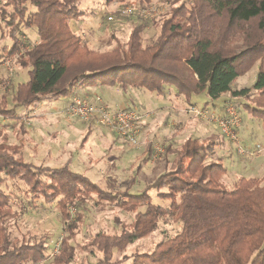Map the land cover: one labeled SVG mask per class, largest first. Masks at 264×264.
<instances>
[{
    "label": "trees",
    "instance_id": "trees-1",
    "mask_svg": "<svg viewBox=\"0 0 264 264\" xmlns=\"http://www.w3.org/2000/svg\"><path fill=\"white\" fill-rule=\"evenodd\" d=\"M81 1L0 0V61L18 56L19 65L29 69L28 82L19 84L13 95L16 106L29 108L44 99L70 97L78 85L101 84L124 92L145 89L158 96L172 89L188 104L202 94L212 100L230 94L247 99L248 113L264 121V0H190L174 6L157 24L160 33L153 43L144 44L150 22L139 17L127 43L115 37V48L104 53L90 49L70 27V19L84 14L78 11ZM29 32L36 41L23 45ZM4 39L13 42L10 49L1 46ZM256 62L255 84L235 91L233 85ZM3 103L0 116H14L15 109ZM4 132L0 129V264H75L82 252L97 264H264V180L242 178L229 189L223 182L225 166L213 159L215 142L188 138L177 148L169 145L164 157H176L175 169L134 196L104 190L70 165L52 169L26 162L23 145L6 146ZM7 178L25 185L32 201L61 198L65 220L70 219V207L79 210L76 222L67 223L68 235L55 255L44 240L12 239L7 220L15 217L13 198L2 188ZM151 190L171 201L170 207L154 205ZM93 198L101 208L103 202L111 203L134 219L130 224L116 219L120 233L101 231L81 248L73 240L84 218L81 209L85 211ZM167 219L181 225L178 234L150 253L113 261L117 252L151 235Z\"/></svg>",
    "mask_w": 264,
    "mask_h": 264
},
{
    "label": "rangeland",
    "instance_id": "rangeland-1",
    "mask_svg": "<svg viewBox=\"0 0 264 264\" xmlns=\"http://www.w3.org/2000/svg\"><path fill=\"white\" fill-rule=\"evenodd\" d=\"M132 2H136L143 9L150 7L158 8V12L154 14L153 18L146 19L150 22V26L143 33V42L145 45H148L156 41L159 36L160 27H157V24L160 25L171 10L175 9L174 6L178 7L182 3H190V0H149L148 3H142L141 0H82L78 6V11L84 14L79 18L70 19V27L75 34L83 39L90 49L100 53L115 48L117 43L114 39L115 37H118L123 45H125L129 39L133 25L138 22L142 14L139 15L138 13L135 17L116 15L113 21H108L107 17L108 11L115 10L118 6L123 7L125 4ZM119 25H122L120 29L117 28ZM100 26L103 27L104 35L98 34ZM99 38L102 40L100 41ZM29 40L32 43L36 41L32 32H29L23 38L22 44L24 45V42H28ZM97 42L103 44L99 45ZM12 44L13 42L9 39L1 41V46H6L9 49L12 47ZM258 64L256 62L246 75L237 80L236 84L233 85L234 90L251 88L255 84L259 73ZM28 72L29 69H24L19 65L18 56L10 60L8 58L0 61V105H3V101L6 100L8 110L15 109V115L11 118L0 116V129H4L5 131L4 135L6 138L4 140L6 146L19 147L23 145L22 154L26 162L34 164L37 167L52 169L60 168L64 165H70L71 167L73 164L66 163L70 154L67 153L60 156L61 149L68 145L67 150L71 151L73 156L79 155L78 158H80L78 163L79 169L72 166L75 172L82 174L84 173L82 171L89 167L90 169L87 171V174H84L104 190L112 193H125L128 191L131 195L140 196L147 191V186H151L161 175L175 169L174 161L176 157L170 155L167 157L168 159H165V148L169 145L172 148H177L188 138L197 137L202 140L215 141L217 144L213 159L217 160L219 158L225 166L227 173L223 176V182L229 189L233 188L238 184L239 179L244 177L246 180L250 178H261L264 180V121L259 118H253L248 113L245 106L251 103L247 99H234L230 94H227L222 99L212 100L208 95L202 94L195 96L192 99L194 100V105L189 104V107L187 106L188 104H185L184 100L179 101L174 99V104L184 106V109H180V111L171 110L173 113L170 117L163 120L164 114L162 112L165 113L167 108H164V111L157 112L150 105L139 107L140 105L136 103L141 102V96L137 95L134 91L124 95L123 93L126 92L116 88L112 95L113 99H108V105H104L101 102L99 107H107L111 112L120 110V107H128L132 110L151 114V117L143 125L141 124L140 135L136 142L134 143L122 138V136H118L115 132L99 124V121H96V123L94 121L86 122L81 121V119L79 120V118H74L79 129L75 132L73 131L72 136L67 135L66 131L62 132L66 119L73 120L66 113L69 102L66 107H63L65 102L57 103L58 106H61L59 107V112H62V116L64 117L60 115V118L56 119L42 115L41 113L43 112L36 109L38 103L31 104L29 108H24L16 106L13 102V95L18 85L28 82ZM93 94H91L92 96L90 94L75 96L88 98L93 102L95 100L93 99ZM50 100L56 101L52 98ZM42 101L44 102L43 105L50 104L48 100ZM214 105H217L216 108L213 107ZM227 107H233L241 119L240 125L234 127L231 130V134H225L220 129L221 127L211 120L201 118L194 113L185 112V109L196 108L206 110L209 115H215L220 119L228 115ZM163 121L165 125H163ZM155 122H161L159 127L156 126V136H154V131L146 133L144 129L149 127V125H153V123L155 124ZM145 124L147 125L146 127L144 126ZM93 125L95 126L94 128L106 130L107 140L100 141L99 139H95L99 138L98 136H94L92 148H85L87 147V139L85 133L82 134L80 129L91 130L94 129ZM245 127L251 128L254 131V141L250 143L244 141L241 135V137L238 136V133L242 134V129ZM197 128H199V132L197 131L198 134L195 135L192 131ZM98 140L100 142H97ZM113 142L117 145L111 147ZM149 144L153 145L152 153H150V150H147V148H150ZM99 146L102 147V159L107 158L106 164L93 168L91 160L93 159L95 163V157L99 155L97 151L100 148ZM85 149L89 150V153L93 154L94 157L89 158L85 153ZM240 149H244L243 154L239 152ZM2 188L13 198L11 207L15 217L13 216L7 220L8 226L11 229L12 239L19 242L30 241L33 243L44 240L48 244L49 252L55 255L60 248L62 239L68 235L67 223L69 221L76 222L79 210L75 207H70L68 211L70 219L65 220L62 207L58 204L61 198H58L54 202H47L43 197H38L32 201L25 194L26 186L14 179L7 178V182ZM149 195L154 205L164 208L170 207L171 201L160 199L157 191L151 190L149 191ZM96 202V198H93L88 202L89 204L85 211L81 209L84 218L81 222L80 230L73 240V244L78 247L81 246L82 248L91 236L101 231L110 234L120 233L122 227L116 224V219H120L125 224L133 222V215L127 214L118 206L103 202L104 207L101 208L96 205ZM140 211L144 212L145 206L141 207ZM180 226L179 223L171 219L162 220L157 231L137 241L134 245L128 247L125 252H117L113 256V261L122 260L124 257L136 253L152 252L158 244L178 234L181 231ZM88 262L90 264H97L96 259L82 252L75 264H87ZM131 263L132 261H128L124 264Z\"/></svg>",
    "mask_w": 264,
    "mask_h": 264
},
{
    "label": "crops",
    "instance_id": "crops-1",
    "mask_svg": "<svg viewBox=\"0 0 264 264\" xmlns=\"http://www.w3.org/2000/svg\"><path fill=\"white\" fill-rule=\"evenodd\" d=\"M121 27H122V25H119L117 28L120 29ZM102 29H103V27L100 26V32H98V34L104 35L105 32ZM148 29L149 28H147V30ZM99 40L101 41L102 39L99 38ZM97 44L100 45V44H103V43H98L97 42ZM110 50H113V48L110 49ZM110 50H107L105 52H109ZM116 88H118V87H105V86H103L101 84H99V85H97L95 87H84V86L78 85V86L75 87V89L73 91V94L70 97L61 98V99H58L56 101H53V100H50V99H44V100L50 101V104L49 105L48 104L47 105H43L44 102L42 101V102L38 103V105H36L38 107V108L36 107V109L39 110L40 112H43L41 114L42 115H46L48 118H55V119L56 118H60V115L62 116V112H59V109H60L59 107H61V106H58L57 103L60 104L61 102H65L63 107H66L68 102H70L71 98L74 97L75 95L76 96H83V95H87V94L91 95L92 93H94L93 94V99H95L98 96V97H100L102 99V102L104 103V105H108V99L109 100L113 99L112 95L114 94V91H115ZM118 89L120 90V88H118ZM132 91H134L137 95L141 96V100H140L141 104L139 102L136 103V104L140 105L139 107H141L142 105H150L152 107V109H156L157 112H161V110L164 111V108H167L165 113L162 112L164 114L163 120L164 119H168L170 117V115L173 113V112H171V110L172 111L173 110L180 111V109H184V106H179L177 104H174V99L179 100V101L184 100L185 104H188L185 101L184 97H178L175 94V90H172V89H170V91L167 92V95H165V96H158L155 93L151 94V92H149L148 90L146 91L145 89H133V88L129 89L126 93H123V94L126 95L128 93H131ZM235 91H240V90H235ZM226 95L227 94L222 95L219 99L224 98ZM193 101L194 100H192L190 102V105L191 104L194 105ZM187 106L189 107V104ZM216 106L217 105H214L213 107L216 108ZM188 111H189L188 109H185V112H188ZM154 113H156V112H154ZM165 114H167V115H165ZM63 115H64V112H63ZM160 115H162V114L160 113ZM62 117H64V116H62ZM145 121H147V119L142 121V125L144 124ZM252 121H254V120H252ZM160 124H161V122L160 123L155 122V124L153 123V125H149V127H146L147 125L145 124L144 126L146 128L144 127L145 128L144 130L146 131V133L149 132V131H154V136H156V130H157V127H159ZM163 125H165L164 121H163ZM178 125H179V123H178ZM10 126H12V125L10 124ZM77 126H78L77 122H75L74 118H73V120H67L66 119V122H64V124H63V131L62 132L66 131L67 135H72L73 131L75 132V131H77L79 129V128H77ZM94 127L95 126L93 125V128ZM248 127H245L244 129H242V134L238 133V136L239 137L242 136V139L244 141H247V142L250 143V142L254 141V138H253L254 131L251 128H248ZM149 128H151V129L149 130ZM80 131H81L82 134L85 133V137L87 139V144H86L87 147H85V148H92V145H93L92 144V140H93L94 136H98L99 138H95V139H99L100 141L107 140V137H106V133L107 132L103 128H94V129H91V130H89V129L87 130V129L83 128V129H80ZM197 131L199 132V128L194 129L192 132L196 135V134H198ZM195 138H197V137H195ZM99 140L97 142H100ZM200 140H202V139H200ZM203 140H206V139H203ZM115 145H117V144L113 142L111 147H114ZM99 147L100 148L97 149V151L99 152V155L97 157H95V160H94L95 163L93 162V159L91 160L92 161L91 165L93 166V168H96V167H99V166H102V165L106 164L107 158L102 159L103 158V156H101L102 147L101 146H99ZM149 147L150 148H147V150H150V153H152L153 152V149H152L153 145L151 146L149 144ZM67 148H68V145H67V147L61 149L60 156H62V154H67V153L70 154V156L67 159L66 163L68 162L71 165L73 164L72 166L78 168V163L80 161V158H78L79 155L76 154L75 156H73V153H71V151H68ZM166 148H165V150H166ZM112 149H110V150H112ZM85 150H86L85 153L87 154V156L89 158L90 157H94L93 154L89 153L90 152L89 150H87V149H85ZM72 166H71V169L74 171V168ZM92 166H90V167L92 168ZM89 169H90L89 167L87 169L85 168L82 172L87 174V171H89ZM75 173L81 174L79 172H75ZM84 173H82L81 175H85ZM85 176H87V175H85Z\"/></svg>",
    "mask_w": 264,
    "mask_h": 264
},
{
    "label": "built area",
    "instance_id": "built-area-1",
    "mask_svg": "<svg viewBox=\"0 0 264 264\" xmlns=\"http://www.w3.org/2000/svg\"><path fill=\"white\" fill-rule=\"evenodd\" d=\"M157 12V7L143 9L136 2H132L125 4L123 7L118 6L115 10L108 11L107 19L108 21H113L116 15L135 17L138 13L139 15L142 14L144 19H148L153 18L154 14ZM101 102L102 99L98 96L93 102L88 98L74 96L66 108V113L70 118H79L81 121H94L95 123L99 121V124L115 132L118 136H122V138L135 143L140 135L142 121L148 119L151 114L132 110L128 107H120V110L118 109L115 112H111L107 107H99ZM188 113H194L201 118L217 123L225 134H231V130H233L234 127H238L241 122V119L238 117L233 107H227L228 115L220 119L215 115H209L206 110H199L196 108L190 109ZM239 152L243 154L244 149H240Z\"/></svg>",
    "mask_w": 264,
    "mask_h": 264
}]
</instances>
